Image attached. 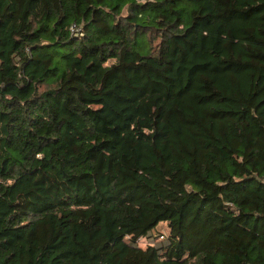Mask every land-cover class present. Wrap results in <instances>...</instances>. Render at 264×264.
<instances>
[{
	"label": "trees",
	"instance_id": "16d2710c",
	"mask_svg": "<svg viewBox=\"0 0 264 264\" xmlns=\"http://www.w3.org/2000/svg\"><path fill=\"white\" fill-rule=\"evenodd\" d=\"M0 264H264V0H0Z\"/></svg>",
	"mask_w": 264,
	"mask_h": 264
},
{
	"label": "rangeland",
	"instance_id": "374dc122",
	"mask_svg": "<svg viewBox=\"0 0 264 264\" xmlns=\"http://www.w3.org/2000/svg\"><path fill=\"white\" fill-rule=\"evenodd\" d=\"M158 228L162 229L164 231L167 230V226H166V224L164 222L159 223ZM138 241H139V244H141L142 246H145L147 244V242L150 241V239H148V238H139Z\"/></svg>",
	"mask_w": 264,
	"mask_h": 264
},
{
	"label": "built area",
	"instance_id": "2783aa9c",
	"mask_svg": "<svg viewBox=\"0 0 264 264\" xmlns=\"http://www.w3.org/2000/svg\"><path fill=\"white\" fill-rule=\"evenodd\" d=\"M161 237L163 236V235H160Z\"/></svg>",
	"mask_w": 264,
	"mask_h": 264
}]
</instances>
